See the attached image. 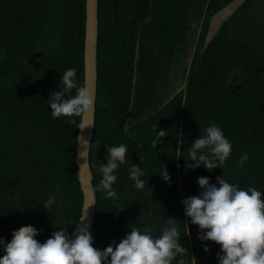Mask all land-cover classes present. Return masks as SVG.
<instances>
[{
    "label": "trees",
    "instance_id": "1",
    "mask_svg": "<svg viewBox=\"0 0 264 264\" xmlns=\"http://www.w3.org/2000/svg\"><path fill=\"white\" fill-rule=\"evenodd\" d=\"M151 3L100 0L98 98L90 153L97 194L94 247L103 250L113 240L118 243L130 225L149 227L159 236L167 219L175 218L188 250L187 264H219L221 246L197 238L200 230L185 215L182 201L200 194L201 176L212 183L225 176L242 188L255 187L264 198V0H246L208 43L186 87L128 128L139 25L149 18ZM85 33L86 0H0V240L7 244L13 233L28 227L39 230L36 239L43 243L59 228L73 232L80 219V129L68 117L52 119L48 99L70 68L77 69V82L85 84ZM234 74L238 79L230 85ZM209 122L222 127L232 153L222 169H186L187 150ZM156 128L169 135L153 148ZM119 143L128 145L127 162L117 171L114 187L120 198L113 202L97 190V168L107 162V146ZM244 152L249 160L241 169ZM132 163L145 170L143 189L128 177ZM164 167L170 183L159 175ZM49 196L56 197L52 211L41 204Z\"/></svg>",
    "mask_w": 264,
    "mask_h": 264
},
{
    "label": "clouds",
    "instance_id": "2",
    "mask_svg": "<svg viewBox=\"0 0 264 264\" xmlns=\"http://www.w3.org/2000/svg\"><path fill=\"white\" fill-rule=\"evenodd\" d=\"M58 87L59 91H53L48 99L52 119L68 117V123L82 133L91 129L92 121L86 117L94 111L95 93L86 84L77 82L75 67L63 72ZM168 135V130L157 131L156 128L151 146L156 148L162 144L161 138ZM232 150L233 144L222 127L209 122L188 148L185 168L195 170L203 166L209 172L222 169ZM127 151L125 143L107 146V162L100 163L97 168L101 173L97 190L113 202L120 198L114 184L118 169L127 162ZM248 160L249 154L242 153L239 167L244 168ZM159 175L171 182L165 167ZM128 177L136 189L144 188L145 170L140 165L132 163ZM197 183L200 194L188 196L182 201L185 215L200 230L197 238L221 246L219 264H264V198L261 191L255 187L242 188L230 183L225 176H217L216 183H212L207 176H201ZM41 204L52 211L56 197L49 196ZM85 220L86 215L81 216L73 232L65 228L57 229L43 243L36 239L40 232L35 228H23L13 233L11 244L0 240V250L4 254L0 264H173L174 260L176 264H187L184 254L188 250L181 243V224L175 218L167 219L159 236H153L149 227L141 230L130 225V232L118 243L113 240L103 250L94 247L91 226ZM204 250H209L207 244H204ZM177 254H181L178 260Z\"/></svg>",
    "mask_w": 264,
    "mask_h": 264
},
{
    "label": "crops",
    "instance_id": "3",
    "mask_svg": "<svg viewBox=\"0 0 264 264\" xmlns=\"http://www.w3.org/2000/svg\"><path fill=\"white\" fill-rule=\"evenodd\" d=\"M245 1L246 0H152L149 18L142 20L139 25V48L137 50V57L138 55L141 57L140 40L143 34H145L147 43L150 33L151 35L162 37L171 35L186 37L178 48V58L181 59V66L184 67V81L177 89V92H175V96L181 89L186 87L193 77L198 62L208 43L216 35L222 24ZM174 56L175 54L171 55V59L169 60V55L166 56V58H161V65H159L156 76V82H159V85H153L152 87V83H149L154 90L152 98L164 92L168 93L174 89V87L168 89L171 84L173 85L175 83V79L172 78V76L173 72L178 69L171 62L174 60ZM170 99L166 101V103H168ZM138 105L143 107L140 112H138V117H140L144 115L147 108H145L146 106L143 105L142 102H139Z\"/></svg>",
    "mask_w": 264,
    "mask_h": 264
},
{
    "label": "rangeland",
    "instance_id": "4",
    "mask_svg": "<svg viewBox=\"0 0 264 264\" xmlns=\"http://www.w3.org/2000/svg\"><path fill=\"white\" fill-rule=\"evenodd\" d=\"M148 43L143 34L140 42H141V57H137L136 71H135V82H134V92H133V101L131 105L130 114L128 117L127 127L131 128L132 126L140 123L145 118L159 110L172 96H174L177 89L183 83L184 78V67L181 66V59L178 58V48L181 46L183 40L186 37H182L180 35H171L167 37L148 35ZM139 46V45H138ZM139 48V47H138ZM175 54L174 60L171 62L178 69L173 72L172 78L175 79V83L170 85L169 88L174 87L172 91L168 93L164 92L155 97H150L146 100L145 108H147V112L138 117V112L143 108L139 106V102H141L144 88L149 89V83H152V87L158 86L159 82H156L157 71L159 69V65H161V58L168 56L171 59V55ZM170 64V63H169ZM156 74V75H155ZM238 79L236 74L232 75L230 78V85L233 84ZM148 84V85H147ZM146 85V86H143ZM145 88V89H146ZM151 89V88H150ZM142 90V91H141ZM144 90V91H143ZM152 91L153 88L151 89ZM142 92V95H141ZM145 94V93H144ZM149 100V101H148ZM142 113V112H141Z\"/></svg>",
    "mask_w": 264,
    "mask_h": 264
},
{
    "label": "water",
    "instance_id": "5",
    "mask_svg": "<svg viewBox=\"0 0 264 264\" xmlns=\"http://www.w3.org/2000/svg\"><path fill=\"white\" fill-rule=\"evenodd\" d=\"M99 7L100 0H86L84 83L95 93L96 102L93 113L90 117H86L92 121V128L83 133L81 130L79 131L76 160L79 181L84 193V203L81 216L86 215V220L84 222L90 224L91 230L94 226L97 213V194L94 186V174L90 162V153L92 140L95 134L98 98ZM84 164H86V166H83ZM79 222L80 219L78 223Z\"/></svg>",
    "mask_w": 264,
    "mask_h": 264
},
{
    "label": "bare ground",
    "instance_id": "6",
    "mask_svg": "<svg viewBox=\"0 0 264 264\" xmlns=\"http://www.w3.org/2000/svg\"><path fill=\"white\" fill-rule=\"evenodd\" d=\"M147 85H148V84H147ZM143 86H146V85H143ZM149 86H150V85H149ZM145 88H146V87H145ZM145 88H144V90H146V92L143 90V91H144V92H143V95H142V92H141V95H142V96H141V97H142L141 102H142L143 105L146 104V100L149 99V96H150V97L153 96V95H152V94H153V91L151 90L152 87L150 86L149 89H147V88L145 89ZM150 88H151V89H150ZM141 91H142V90H141ZM144 93H145V94H144ZM148 101H149V100H148ZM146 112H147V110L144 112V114H145Z\"/></svg>",
    "mask_w": 264,
    "mask_h": 264
}]
</instances>
